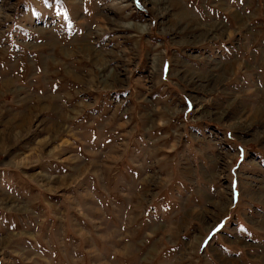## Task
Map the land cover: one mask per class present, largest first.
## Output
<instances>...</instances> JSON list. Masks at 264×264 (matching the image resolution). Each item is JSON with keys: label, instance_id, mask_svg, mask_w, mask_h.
<instances>
[{"label": "rangeland", "instance_id": "374dc122", "mask_svg": "<svg viewBox=\"0 0 264 264\" xmlns=\"http://www.w3.org/2000/svg\"><path fill=\"white\" fill-rule=\"evenodd\" d=\"M0 264H264V0H0Z\"/></svg>", "mask_w": 264, "mask_h": 264}]
</instances>
